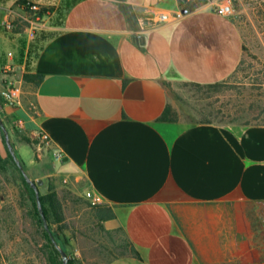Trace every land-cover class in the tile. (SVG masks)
Wrapping results in <instances>:
<instances>
[{
    "label": "crops",
    "instance_id": "obj_1",
    "mask_svg": "<svg viewBox=\"0 0 264 264\" xmlns=\"http://www.w3.org/2000/svg\"><path fill=\"white\" fill-rule=\"evenodd\" d=\"M27 3L43 24L27 22ZM214 3L182 14V0H0V91L10 80L23 90L1 117L14 153L31 180L112 210L103 227L134 252L105 264H244L219 204L264 201V130L158 121L170 86L222 82L242 60L240 32Z\"/></svg>",
    "mask_w": 264,
    "mask_h": 264
},
{
    "label": "rangeland",
    "instance_id": "obj_2",
    "mask_svg": "<svg viewBox=\"0 0 264 264\" xmlns=\"http://www.w3.org/2000/svg\"><path fill=\"white\" fill-rule=\"evenodd\" d=\"M202 1L184 0V7L193 10ZM209 2H215L216 7L230 5L232 14L229 17L242 37V60L218 88H196L184 82L173 84L168 89L170 106L177 121L183 124L204 125L205 128L210 125H252L264 130V0H206ZM9 83H15V80ZM29 107L32 113L35 112L34 105ZM4 108L9 107L0 109V117L4 115ZM8 126L17 130L15 132H22L19 122ZM0 148V157L5 159L0 162V264H48L49 245L43 236L45 230L37 221L35 207L22 185V174L15 160L12 156L13 161L7 159L9 151L1 129ZM15 157L18 160L16 154ZM53 183L42 181L38 191L39 195L56 194L62 221L57 222L56 210H51L49 223L59 234L67 258L74 264H105L129 251L123 233L106 230L103 221L98 220L93 206L99 204L63 188L56 190ZM60 259L62 261L61 254Z\"/></svg>",
    "mask_w": 264,
    "mask_h": 264
},
{
    "label": "trees",
    "instance_id": "obj_3",
    "mask_svg": "<svg viewBox=\"0 0 264 264\" xmlns=\"http://www.w3.org/2000/svg\"><path fill=\"white\" fill-rule=\"evenodd\" d=\"M201 4H206V0H203ZM183 10L190 11L191 9L184 7V0H182ZM43 12L45 10L43 9ZM23 80L25 82H33L35 84L42 80L39 75H29L24 74ZM196 88L205 89H215L221 86L222 82H217L213 84H196L187 83ZM159 122H177V115L170 105H166L162 115L158 119ZM27 142L31 143L29 140L25 139ZM7 159L12 160L11 155L8 152ZM13 161V160H12ZM0 162H5V159H1ZM22 185L25 192L31 198L33 205L35 207V215L37 216V221L42 225L41 219L39 218V213L36 208L35 194L30 185L25 181L23 176H20ZM40 201L42 205V210L44 216L47 219L48 226L52 232V236L56 243L65 251V248L61 245L59 234L55 233L51 228L50 222V211L56 210L55 219L57 222L62 221V215L60 214L59 201L56 198L54 192H50L46 195H40ZM199 210L198 216L200 218H209L206 211V205L197 204L195 205ZM97 212V218L100 221H106L114 218L112 210L106 206L98 205L93 206ZM203 207V208H202ZM219 207L222 209L223 215L226 218L227 223V238L226 247L230 254L237 258L240 262L244 264H253L264 262V201L263 202H237V203H221ZM43 236L45 237L49 245V253L47 254L48 264H62L60 259L59 251L54 247L49 235L43 231ZM129 252H134L133 248L130 246L126 240ZM67 264H74L71 258L68 257Z\"/></svg>",
    "mask_w": 264,
    "mask_h": 264
},
{
    "label": "built area",
    "instance_id": "obj_4",
    "mask_svg": "<svg viewBox=\"0 0 264 264\" xmlns=\"http://www.w3.org/2000/svg\"><path fill=\"white\" fill-rule=\"evenodd\" d=\"M25 9H27L30 13V19L27 20L29 23H33L34 25L43 24L45 17L47 16L46 12H43V9L36 4L27 3L24 5ZM216 12L222 16L229 17L232 14V9L228 4H220L216 7ZM180 14H178L179 16ZM162 20L166 19L165 15H161ZM6 28L11 30L13 28V24L11 21H8L6 24ZM22 84L20 82L9 83L0 91V109L2 107L16 108L21 106L22 104ZM23 124L19 122V127L22 128ZM37 141L41 147H44L45 150H50L53 159L57 162L62 160V153L52 147V141L49 135L45 132H38L36 135ZM86 197L90 198L91 201L95 204L99 203V198L93 196L91 193H86Z\"/></svg>",
    "mask_w": 264,
    "mask_h": 264
},
{
    "label": "water",
    "instance_id": "obj_5",
    "mask_svg": "<svg viewBox=\"0 0 264 264\" xmlns=\"http://www.w3.org/2000/svg\"><path fill=\"white\" fill-rule=\"evenodd\" d=\"M186 11L183 10L182 11V14H185ZM0 129L3 131L4 133V139H5V144H6V147H7V150L9 151V153L11 154V156L13 157V159L15 160V163L16 165L18 166L22 176L24 177L25 181L31 186V188L34 190V193H35V201H36V205H37V209H38V212H39V215H40V218H41V221H42V225H43V228L44 230L46 231V233L49 235L53 245L56 247V249H58V251L60 252L61 254V258H62V264H67V261H68V258H67V255L65 252H63L59 247L58 245L56 244L53 236L51 235V231L48 227V223H47V219L46 217L44 216V213H43V210H42V205H41V201H40V195H39V191H38V186L42 185V181L39 180L37 181L36 183H34L33 181H31L25 174L24 170H23V167L22 165L19 163V161L16 159L15 157V154H14V150H13V146L12 144L10 143V140H9V134H8V131L6 130V127L0 117Z\"/></svg>",
    "mask_w": 264,
    "mask_h": 264
}]
</instances>
